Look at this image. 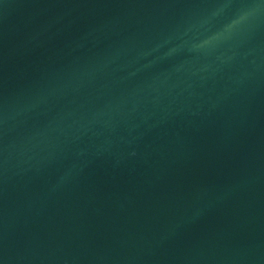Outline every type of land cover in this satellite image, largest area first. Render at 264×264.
Segmentation results:
<instances>
[{"label": "water", "instance_id": "1", "mask_svg": "<svg viewBox=\"0 0 264 264\" xmlns=\"http://www.w3.org/2000/svg\"><path fill=\"white\" fill-rule=\"evenodd\" d=\"M0 264H264V0H0Z\"/></svg>", "mask_w": 264, "mask_h": 264}]
</instances>
